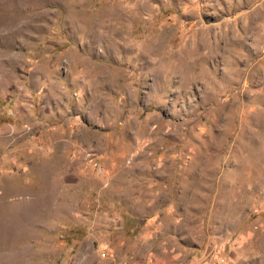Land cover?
I'll return each instance as SVG.
<instances>
[{"label":"rangeland","instance_id":"rangeland-1","mask_svg":"<svg viewBox=\"0 0 264 264\" xmlns=\"http://www.w3.org/2000/svg\"><path fill=\"white\" fill-rule=\"evenodd\" d=\"M0 264H264V0H0Z\"/></svg>","mask_w":264,"mask_h":264}]
</instances>
